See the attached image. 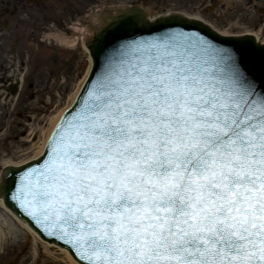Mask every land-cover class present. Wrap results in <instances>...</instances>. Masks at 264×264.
<instances>
[{
	"label": "snow or ice",
	"instance_id": "obj_1",
	"mask_svg": "<svg viewBox=\"0 0 264 264\" xmlns=\"http://www.w3.org/2000/svg\"><path fill=\"white\" fill-rule=\"evenodd\" d=\"M144 23L108 14L96 41ZM246 55L180 29L118 40L0 195L77 264H264V85Z\"/></svg>",
	"mask_w": 264,
	"mask_h": 264
},
{
	"label": "rangeland",
	"instance_id": "obj_2",
	"mask_svg": "<svg viewBox=\"0 0 264 264\" xmlns=\"http://www.w3.org/2000/svg\"><path fill=\"white\" fill-rule=\"evenodd\" d=\"M72 7L79 4L72 22L95 10L138 3L151 17L181 13L197 17L225 35L252 33L264 41V0H62ZM80 3L86 4L82 10ZM66 16L58 10L57 20ZM74 17V18H73ZM67 18V17H65ZM70 36L77 41L60 43L57 31L40 33L35 43L25 44L23 58L14 55L3 68L7 76L23 77L18 96L0 95V173L5 164H19L41 145L51 120L70 102L88 66V57L78 41L79 27ZM51 36V38H50ZM11 59L13 61H11ZM0 85V90H1ZM0 215L11 218L0 209ZM36 239V238H35ZM31 235L18 230L17 240H0V264H69L55 248H48ZM52 258H54L52 260Z\"/></svg>",
	"mask_w": 264,
	"mask_h": 264
},
{
	"label": "water",
	"instance_id": "obj_3",
	"mask_svg": "<svg viewBox=\"0 0 264 264\" xmlns=\"http://www.w3.org/2000/svg\"><path fill=\"white\" fill-rule=\"evenodd\" d=\"M130 11H134L135 13L142 15L145 23L143 25L137 26L135 30L120 29V30L112 31L107 34L106 38L102 43L96 41L97 33L94 31V29L102 22V20L106 15L125 13ZM84 26L86 29V35L84 36L83 40H84V45L88 50L91 58V69L76 99L74 100L72 105L65 110L62 117L65 114L72 111V109L77 106L78 101L83 100V96L84 94H86L85 85L90 87L92 81H94L101 72L105 49L116 44L118 40L133 39L136 38L137 36L148 37L169 29H180L190 33H198L199 35L204 36L207 39L212 40L215 43L219 44L220 46L226 48L242 45L246 53H248V55L245 56L243 61L244 70L247 73H249L251 76H253L259 83H261V85H264V45L256 43L254 39L248 35L242 37H222L218 35L216 32L209 29L206 25L202 24L201 22L196 20L186 19L179 15H170L166 17L157 18L153 21H148L147 13L138 6L127 7L123 9L120 8V9L100 11L99 13H96L94 15L93 19L88 20L84 24ZM61 118L58 121V123L61 121ZM47 145L48 142L46 143L43 153L45 152ZM42 155L38 157L36 160L31 161L27 164L36 165L37 163H42V159H41ZM27 164L22 165L20 167H8L6 169H9L12 173L15 174L16 177H18L21 174V169L27 166ZM0 197H2L5 206L9 208L17 217L25 221L30 226V228H32L43 240L56 244L60 247H64L69 252L71 257L76 260V257L74 253L70 250L69 245H67L63 241L50 237L47 234H45L43 231H41V229L23 213V211L18 207V205L13 200L9 198L7 202H5L4 197L2 195H0Z\"/></svg>",
	"mask_w": 264,
	"mask_h": 264
},
{
	"label": "flooded vegetation",
	"instance_id": "obj_4",
	"mask_svg": "<svg viewBox=\"0 0 264 264\" xmlns=\"http://www.w3.org/2000/svg\"><path fill=\"white\" fill-rule=\"evenodd\" d=\"M62 0H0V54L2 48L7 44H18L25 39H34L35 33L41 28L47 29L50 22L56 23L55 14L58 10L66 12L67 19L62 22L71 21V16L77 11L78 3L72 7ZM86 7L80 3L83 10ZM0 64H4L0 62ZM7 78L0 75V81Z\"/></svg>",
	"mask_w": 264,
	"mask_h": 264
},
{
	"label": "bare ground",
	"instance_id": "obj_5",
	"mask_svg": "<svg viewBox=\"0 0 264 264\" xmlns=\"http://www.w3.org/2000/svg\"><path fill=\"white\" fill-rule=\"evenodd\" d=\"M257 39V36L258 35H254ZM55 39L59 42H64L65 44H72L74 42V39L73 38H70V37H67L66 35H56L55 36ZM89 67H90V61H89V64H88V67L85 71V74L80 82V85L79 87L81 86L83 80L85 79L86 77V74L89 70ZM79 87L77 88V90L72 94L71 98H70V103L73 101V99L75 98L78 90H79ZM69 103V104H70ZM62 111L58 113V115H56L52 120H51V127L49 128V130L46 131V135L44 136V138L42 139V142H41V145L37 147L36 150L33 151L32 153V156L29 157L28 159H26L25 161L27 160H31V159H34V158H37L42 149H43V146L45 144V141L50 133V131L52 130V128L54 127L55 123L57 122L58 118L60 117ZM23 163V162H22ZM6 165H10V164H5ZM15 165V164H13ZM0 208L5 212V214H7V216L10 217V215L13 217H10L11 218V221H9L8 219H6L5 217H2L0 215V240L5 243V242H9L12 240H17V237H18V230L20 231H24L26 232L27 234L31 235L34 239V243H36V235L34 234V232L22 221H17L16 218L3 206L2 204V201L0 199ZM10 214V215H8ZM14 222H13V221ZM38 239V238H37ZM39 240V239H38ZM40 241V240H39ZM42 242V241H41ZM42 244H45V246H47L48 248H50V246H53L52 244H48V243H42ZM57 252H59L60 255H63V259L66 260L69 264H77L76 262L73 261V259L69 256V254L67 253L66 250L62 249V248H57L56 249ZM54 258H52L53 260ZM54 261V260H53Z\"/></svg>",
	"mask_w": 264,
	"mask_h": 264
}]
</instances>
